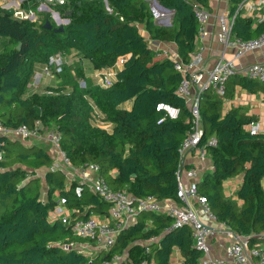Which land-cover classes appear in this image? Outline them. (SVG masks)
Here are the masks:
<instances>
[{
	"label": "trees",
	"instance_id": "obj_1",
	"mask_svg": "<svg viewBox=\"0 0 264 264\" xmlns=\"http://www.w3.org/2000/svg\"><path fill=\"white\" fill-rule=\"evenodd\" d=\"M157 1L173 11L171 26L157 24L150 0H108L111 12L104 0H69L55 6L69 18L63 31H57L50 13L38 11V1L30 7L24 3L27 10L39 14L36 20L16 18L11 8L0 6V124L36 129L42 123L56 128L72 166L96 163L113 189H125L135 197L177 199L179 148L191 131L192 116L178 93L183 76L175 60L152 48L149 40L173 41L179 58L188 62L199 35L193 3L209 8L210 0ZM239 1L230 0L232 10ZM69 10L72 13L66 15ZM47 19L52 28L44 26ZM233 29L237 37L252 38L264 32V19L254 26L251 17L238 15ZM72 50L95 71L115 66L120 58L124 62L108 85L96 84L79 63L75 78L64 67L57 73L65 72L64 81L48 87L53 94L33 90L38 64ZM80 77L85 78V87L77 82ZM237 84L252 91L264 88L255 78L235 75L225 96H231ZM222 99L206 89L200 101L204 129L200 144L211 156L213 168L198 181V191L207 197L220 222L252 234L251 247L264 245V131L250 132L246 124L257 118L239 107L222 113ZM159 102L178 107L179 116L172 118L158 110ZM95 108L109 129L94 123ZM212 137L215 144L209 143ZM0 153V264H101L116 256L121 257L118 264H140L143 259L147 264H172L175 249L184 264H199L202 252L194 246L191 227L168 231L173 218L150 210L140 211L136 221L122 227L108 250L89 255L77 248L65 249L64 243L86 239L61 219L51 218L58 204L54 194L58 192L72 210V220L104 212L110 204L87 186L78 196L77 180L69 181L63 170H51L54 158L41 143L0 135ZM238 174H243L237 191L241 204L224 192V182ZM146 244L150 252L145 251Z\"/></svg>",
	"mask_w": 264,
	"mask_h": 264
},
{
	"label": "built area",
	"instance_id": "obj_2",
	"mask_svg": "<svg viewBox=\"0 0 264 264\" xmlns=\"http://www.w3.org/2000/svg\"><path fill=\"white\" fill-rule=\"evenodd\" d=\"M39 2L38 11L49 10L53 20L60 23L69 20L61 16L60 12L55 9L57 5H65L69 0H35ZM150 0V6L152 2ZM156 5L160 7L157 3ZM194 11L199 21V35L204 38L207 35V23L212 17V11L201 3H193ZM161 9H165L160 7ZM42 9V10H40ZM13 16L20 19L35 16L34 10L23 9L22 7H14ZM168 10V9H165ZM169 11H172L169 9ZM244 12L249 14H256L258 21L264 19V0H240L234 10L222 11L217 14L219 22L218 39L223 45L224 51L233 46L235 48L232 58H228L223 53L211 67L203 66V56L200 50L192 52L188 62H184L177 55L170 56L175 60V68L181 72L182 80L178 87V93L182 96L191 111V131L183 139L180 150V163L177 171L178 191L175 204L164 203L163 199L155 196L135 197L133 194L125 189H113L100 174L99 165L90 163L84 166L74 167L66 158L64 151L60 146V133L56 128L47 129L43 131L42 128L31 129L26 124L19 125L16 128L6 127L0 124V135L10 136L21 139L24 143L30 141H40L47 138L53 149L59 152L62 156V162H54L51 170L69 169V181L77 180L75 192L80 196L87 186L93 193L97 194L102 200L110 204V215L106 219L98 217L91 213L86 218L70 219L71 214L63 213L60 206L51 213V218L61 219L65 224L72 227L73 232L86 239L89 244H94L101 249L108 250L115 243L119 230L133 222L138 213L142 210H150L154 212H164L173 218L170 227L171 231L177 227L189 225L192 229L194 238V246L202 252L199 259V264H227L223 259L214 257L211 254L210 236L213 232L212 223H219L216 213L211 209L207 197L201 195L198 191L199 176L198 170L194 166H187L188 154L197 151L202 155L206 153L205 145L200 144L204 129L200 115V101L202 94L206 89H212L220 96H225L226 86L228 81L235 75L255 78L264 84V61H257L250 63L244 67H239L236 60L240 58L245 52L261 49L264 47V32L252 38H240L235 36L234 23L238 15ZM156 19L161 13L155 11ZM37 19V18H36ZM35 19V20H36ZM124 62L120 58L116 65L110 68L97 70L93 73L92 79L96 84L108 85L112 83L117 76V67ZM67 63L66 54L56 53L52 55L49 60L37 70L33 76L32 89H43L48 94H53L54 91L49 88H42V80L45 76H54L62 71V68ZM80 87L86 86L85 78H79ZM158 110H164L169 117L175 118L180 114V109L167 102H159ZM165 117L161 118L162 122ZM94 123L100 127L109 129L111 126L108 122L103 120V117L98 109L94 111ZM40 125V124H39ZM246 128L252 132L260 131L257 121H251L246 124ZM210 144H215L216 139L211 138ZM2 157L0 153V158ZM184 172L191 179L185 183L183 180ZM206 217V220L202 218ZM206 221V222H205ZM232 242L227 246L226 253L233 258L237 263H244L252 261L254 264H264V245L250 246L249 238L252 236L243 234L234 230H226ZM264 237V233L261 234ZM155 238L152 239V241ZM65 249L77 248L86 252L87 246L80 241H72L64 243ZM151 248L146 244L145 251L150 252ZM120 256H116L113 261L120 260ZM113 261H106L101 264H113ZM140 264H147L146 259H143Z\"/></svg>",
	"mask_w": 264,
	"mask_h": 264
},
{
	"label": "crops",
	"instance_id": "obj_3",
	"mask_svg": "<svg viewBox=\"0 0 264 264\" xmlns=\"http://www.w3.org/2000/svg\"><path fill=\"white\" fill-rule=\"evenodd\" d=\"M0 0V6H15V7H22L26 8L25 2H27V5L30 7V3H33V0ZM14 4V5H12ZM9 8V9H10ZM209 9L212 11V17L207 23V35L204 38H201L200 35H198V41L197 46L195 50H200L203 56V66L205 67H211L215 61L220 57L223 53H225V56L228 58H232L235 48L233 46L228 47L225 51L223 48V45L218 39V31H219V22L217 19V14L221 13L222 11H230L231 5L230 0H210L209 1ZM256 14H249L244 12L241 16L243 17H251L254 20V26L257 22H260L257 20V16H252ZM144 33L147 35V32L144 30ZM236 36V35H235ZM150 41H153V45L150 43ZM149 44L154 49H162L163 52H165V56L170 57L177 55V46L173 41H155V40H149ZM81 57L76 54L75 50H72L70 53L66 54V60H67V70L69 69L71 73H74L77 67V65L80 63L84 67V72L87 77L92 78L93 73L95 70L92 68L90 62L86 59L81 60ZM257 61H264V47L261 49H255L251 51L245 52L240 58L236 60V63L239 67H244L250 63L257 62ZM41 64H38L37 68L40 70ZM57 76H45L42 80L41 87H50V86H59L64 81V77H58ZM81 78V77H80ZM257 80V79H256ZM260 85H264L261 81L257 80ZM71 86L70 83H67V87ZM211 91H214L210 89ZM223 104H222V113L227 112L229 109L233 107H239L242 109V112L249 116H254L257 118V123L259 125L260 131H264V88L259 87L257 90H250L248 88H245L239 84L235 85L233 94L229 97L223 96ZM37 141H30L28 144L35 143ZM42 142V141H41ZM40 143V142H37ZM48 146L44 145L48 152L52 155L54 158V162H62V156H60L59 152H56L53 147L47 143ZM42 144V143H41ZM188 163L187 166H194L198 172L199 176L196 178V181H199L202 179L204 173L206 171L213 168V162L211 156L206 151L205 155L200 154L197 151L190 152L187 156ZM67 175L69 176V169H66L65 171ZM242 176L243 174H238L234 177L228 178L224 182V192L225 195L230 198L237 200L240 204L242 203V200H239L237 191L241 185L242 182ZM183 180L185 183L191 181V179L186 175L184 172L183 174ZM44 188H47L46 183H43ZM264 185V180H263ZM47 190V189H46ZM54 198L58 200V204L56 206H60L62 208L63 213L66 214H72V210L68 208L61 198L60 194L56 192L54 194ZM164 203L167 204H175L174 198H166L163 199ZM109 207H107V210L104 212H92L93 214H96L98 217L106 219L109 217ZM166 214L164 212H159ZM167 215V214H166ZM204 220H206L205 216H202ZM137 216L133 220L136 221ZM132 222V223H133ZM206 222V221H205ZM211 227L213 229V232L210 236V247H211V254L214 257H218L223 259L227 264H254L252 261L244 262V263H237L233 260L231 256H229L226 253L227 246L233 241L232 238L228 235L226 230H229V228L225 223L220 222L219 223H212ZM232 230V229H231ZM235 231V230H234ZM194 240V238H193ZM81 243L85 244L87 246L86 253L89 255L97 254L101 248L94 244H89L87 241H80ZM94 249H99L95 252ZM120 260L113 261V264H118ZM172 264H184L183 262V256L179 249H175L172 254L171 259Z\"/></svg>",
	"mask_w": 264,
	"mask_h": 264
},
{
	"label": "rangeland",
	"instance_id": "obj_4",
	"mask_svg": "<svg viewBox=\"0 0 264 264\" xmlns=\"http://www.w3.org/2000/svg\"><path fill=\"white\" fill-rule=\"evenodd\" d=\"M18 1V0H17ZM21 1V0H20ZM19 1V2H20ZM104 2H105V4H106V8L111 12L112 11V8L109 6V3H107V1L106 0H104ZM33 3L31 2L30 3V5H32ZM12 5H14V4H12ZM13 9H14V7L15 6H11ZM4 8H10V6H5ZM24 9V8H23ZM26 9V8H25ZM40 10H42V9H40ZM151 10H152V13H153V15H154V17H155V20H156V22H157V24H160V25H166V26H171L172 25V22H173V11H169V10H165V9H161L160 7H156V3L153 1L152 2V5H151ZM158 11L159 13H161V15L162 16H160L159 18H161L162 20H159L158 18L156 19V14H155V11ZM42 12H45V13H50V11L49 10H42ZM34 13H35V11H34ZM51 14V13H50ZM33 16H31V18H32ZM39 17V14L36 12L35 13V16H34V20L36 19V18H38ZM30 18V19H31ZM56 23L58 24V22L56 21ZM65 23V21H62L61 22V24H64ZM140 29H141V31H143L144 32V30H143V27L142 26H140ZM150 43L152 44V46L154 47V45H153V41H150ZM2 45V41L0 40V46ZM67 63L64 65V68L66 69L67 68ZM64 73L65 72H62L61 74H57V76L55 77V78H58V77H62V76H64ZM72 74V76H73V78H75V73H71V72H68V75H71ZM76 80H77V82H79V79L78 78H76ZM51 128H53V127H49V126H46V127H43V131H46L47 129H51ZM42 141V142H41ZM37 142H40V143H42V144H44V145H46V146H48V144H46V143H44V142H47V143H49L50 145H51V143H50V141L47 139V138H45V139H43V140H40V141H37ZM52 146V145H51ZM53 147V146H52ZM39 174H42L41 173V171L39 172ZM95 250V252L96 251H98L97 249H94ZM93 255H95V254H93Z\"/></svg>",
	"mask_w": 264,
	"mask_h": 264
},
{
	"label": "water",
	"instance_id": "obj_5",
	"mask_svg": "<svg viewBox=\"0 0 264 264\" xmlns=\"http://www.w3.org/2000/svg\"><path fill=\"white\" fill-rule=\"evenodd\" d=\"M106 1H107V3H108V0H106ZM156 3H157L160 7L165 8V9H168V8L162 6L157 0H156ZM168 10H169V9H168ZM71 13H72V10H69V11L66 12V15H69V14H71ZM31 20H34V17H32ZM66 20H69V18H67ZM44 26H45L46 28H52V27H53V23H52V21H51L50 19H47L46 22H45V25H44ZM63 30H64V24H61V23H60V19H58V28H57V31H63ZM42 126H43V124L41 123L40 126H39V128L41 129Z\"/></svg>",
	"mask_w": 264,
	"mask_h": 264
},
{
	"label": "bare ground",
	"instance_id": "obj_6",
	"mask_svg": "<svg viewBox=\"0 0 264 264\" xmlns=\"http://www.w3.org/2000/svg\"><path fill=\"white\" fill-rule=\"evenodd\" d=\"M156 7L158 8V6L156 5Z\"/></svg>",
	"mask_w": 264,
	"mask_h": 264
}]
</instances>
